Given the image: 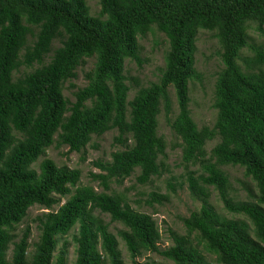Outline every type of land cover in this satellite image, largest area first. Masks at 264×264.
I'll return each mask as SVG.
<instances>
[{"label":"trees","instance_id":"obj_1","mask_svg":"<svg viewBox=\"0 0 264 264\" xmlns=\"http://www.w3.org/2000/svg\"><path fill=\"white\" fill-rule=\"evenodd\" d=\"M95 1L98 14L91 13L87 0H0V264H67L66 241L58 252L57 246L74 225L75 264H126L101 214L123 224L118 235L133 264H158L138 262L146 251L175 264H212L193 238L221 264H264V49L251 43L248 32L253 24L264 30V0ZM154 26L165 34L168 49L157 81L142 86L126 74V61L142 63L139 37ZM200 29L214 32L223 64L215 85L216 121L201 127L189 108V84L200 78L195 68ZM244 48L253 54L243 55ZM92 56L88 82L73 91L72 100L64 94L65 83ZM128 80L137 87L131 99ZM170 87L178 104L174 118ZM162 108L180 139L184 171L178 185L187 183L202 201L182 217L185 234L169 229L173 243L165 248L154 217L111 187L136 168L138 183L167 170L160 158L167 147L158 130ZM111 129L117 130L122 148L110 160L94 161L101 171L90 175L101 190L81 184L80 169L60 166L50 157L36 167L51 145L67 146L69 153L85 151L94 135ZM217 137L208 151L207 141ZM226 164L244 167L257 189L254 199L231 197ZM175 178L169 179L172 191L177 190ZM209 186L229 212L241 217L218 213L208 201ZM168 199L169 194L151 191L147 202ZM34 205L48 211L37 216L40 234L31 243L29 226L17 230Z\"/></svg>","mask_w":264,"mask_h":264},{"label":"rangeland","instance_id":"obj_2","mask_svg":"<svg viewBox=\"0 0 264 264\" xmlns=\"http://www.w3.org/2000/svg\"><path fill=\"white\" fill-rule=\"evenodd\" d=\"M91 8V13L98 14L100 6L95 0H87ZM264 27V26H263ZM249 35H251V43L261 45L264 49V30H261L253 24L248 29ZM54 47L60 45L58 40L54 41ZM139 55L142 58V63H137L136 60L126 61V74L130 77H136L139 79L142 86L148 85L152 81H157L160 76L161 70L165 64V52L168 49L167 40L165 34L158 30L155 26L152 31L147 32L145 36L139 37ZM220 45L217 37L213 31L200 29L196 38V52H195V68L200 73V78H195L189 84L190 102L189 108L193 119L199 127L203 125L212 126L216 121L217 109L214 107L215 101V85L218 77V72L223 67L221 62V56L219 54ZM51 54L53 52H50ZM252 55L253 52L248 49H243V55ZM45 60H49L47 56ZM95 64V57H86L85 62L79 65L76 69L77 76L71 78L65 83L64 94L70 99L74 100L73 91H76L79 87H83L87 84L85 73L92 69ZM240 64L245 67L243 61ZM23 74V69L15 73L16 76ZM75 83V87H69L70 83ZM128 83L132 86V81L128 80ZM136 86H132L129 91V98L131 99L136 92ZM171 94L172 108L170 117L174 118L178 111V104L172 87L169 88ZM159 134H163L167 141V147L165 154L161 155L163 158L167 170H164L160 176H153L152 181L148 183H138L136 176L139 169H135L134 172L123 180L121 184L113 182L111 187L117 191L124 192L132 207L140 211L150 213L157 222V225L161 232L160 247L165 248L173 243L170 236L169 229L175 230L178 233L185 234L186 229L183 223L182 217L188 216L191 211L200 207L202 201L199 198L193 197L187 186L184 183L183 186H179L182 178L179 177L183 173L184 168L180 166L181 146H179L180 139L176 136L175 132L171 129L170 124L167 122L165 111L162 108V112L159 115ZM118 134L116 129L106 131L101 136H93L92 141L86 146L85 151L68 152V147L63 146L57 148L55 145H51L46 150V154L41 156L37 164L44 158H52L58 165H68L71 168H78L81 171L80 183L91 184L98 190L102 188L98 185V181H93L90 173L92 171H101L94 165V161L98 159L110 160L111 153L117 149L122 148V145L115 140ZM219 141V137L208 140L206 147L210 149ZM192 168H196L193 166ZM222 168L227 172L231 184L230 195L233 199H254V194L257 191L254 181L249 176L245 175L244 167L239 164H226L222 165ZM177 176L173 179L176 181V191H172L169 188V179L171 176ZM210 195L208 201L213 205L215 210L223 216L228 218L241 217L238 214L229 212L223 201L221 200L218 191L212 186H209ZM156 191L163 194H169V199L164 200L163 203L154 202L152 205L147 202L149 199V193ZM67 196L63 197L61 204L64 203ZM59 205H56L54 209H58ZM48 211L39 205H34L29 208L27 215L20 223L18 230L21 231L25 227L29 226L31 229L30 242L33 243L38 240L40 229L37 216L43 212ZM101 217L105 222H109V230L116 234L119 241V248L122 253V257L126 264H133L129 252L125 246L124 241L118 235V231L124 228L123 224L119 221H111L109 214H101ZM77 231V225H74L73 229L64 235L58 242L57 252L63 246L66 241V261L67 264H75L76 259V243L73 239V234ZM193 244L203 253L205 259L212 264H221L217 261L215 254L209 252L203 248L202 244L197 242V239L193 238ZM12 245L8 250V258L11 257ZM33 250V245L29 248ZM138 262L154 261L158 264H175L172 260L165 258L163 255L157 252L146 251L138 257Z\"/></svg>","mask_w":264,"mask_h":264}]
</instances>
